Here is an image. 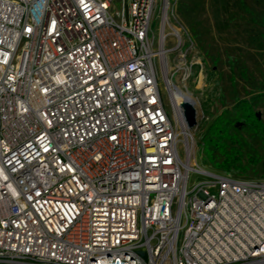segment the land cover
Returning a JSON list of instances; mask_svg holds the SVG:
<instances>
[{
    "label": "built area",
    "instance_id": "1",
    "mask_svg": "<svg viewBox=\"0 0 264 264\" xmlns=\"http://www.w3.org/2000/svg\"><path fill=\"white\" fill-rule=\"evenodd\" d=\"M175 6L0 0V264H264V179L198 169L165 108Z\"/></svg>",
    "mask_w": 264,
    "mask_h": 264
},
{
    "label": "rangeland",
    "instance_id": "2",
    "mask_svg": "<svg viewBox=\"0 0 264 264\" xmlns=\"http://www.w3.org/2000/svg\"><path fill=\"white\" fill-rule=\"evenodd\" d=\"M179 2L175 15L188 35L180 44L181 53L187 52L188 77L183 81L175 69L177 52L169 54L159 75L165 108L174 120L167 82L197 102L193 163L198 169L238 180L264 179V0H189L187 20L178 14ZM241 101L249 102L250 114L238 106ZM217 126L218 135H211ZM228 157L236 161L224 173L216 165ZM209 179L190 172L186 190Z\"/></svg>",
    "mask_w": 264,
    "mask_h": 264
},
{
    "label": "bare ground",
    "instance_id": "3",
    "mask_svg": "<svg viewBox=\"0 0 264 264\" xmlns=\"http://www.w3.org/2000/svg\"><path fill=\"white\" fill-rule=\"evenodd\" d=\"M188 71V70H187ZM188 77V73L184 75L183 81H185ZM168 80V79H167ZM168 92L170 94L171 104L174 111V120L178 124V126L182 129V122L180 118V110H179V103H181L183 100L189 102L193 108L197 109V102L191 97V95L188 92H183L179 88L175 87L174 85L170 83H166Z\"/></svg>",
    "mask_w": 264,
    "mask_h": 264
},
{
    "label": "trees",
    "instance_id": "4",
    "mask_svg": "<svg viewBox=\"0 0 264 264\" xmlns=\"http://www.w3.org/2000/svg\"><path fill=\"white\" fill-rule=\"evenodd\" d=\"M189 0H180L179 4H178V14L183 17L185 20H187V17L189 15V13H187V8L186 5L188 4ZM238 106H243L242 108L246 110V112L250 114V104L248 101H241L237 103ZM251 116V115H250ZM220 127H212L211 128V135H218V132L220 131ZM214 145H216V143L214 142ZM236 159L234 157L230 158L228 157L227 159H225L221 164H217L216 167L217 169L222 170V172L226 173L229 171V169L231 167H233V165L235 164ZM221 175L224 176H228L226 174L220 173Z\"/></svg>",
    "mask_w": 264,
    "mask_h": 264
},
{
    "label": "water",
    "instance_id": "5",
    "mask_svg": "<svg viewBox=\"0 0 264 264\" xmlns=\"http://www.w3.org/2000/svg\"><path fill=\"white\" fill-rule=\"evenodd\" d=\"M179 110L186 128L192 129L193 127H195L196 113L193 106L189 102L183 100L181 103H179Z\"/></svg>",
    "mask_w": 264,
    "mask_h": 264
},
{
    "label": "flooded vegetation",
    "instance_id": "6",
    "mask_svg": "<svg viewBox=\"0 0 264 264\" xmlns=\"http://www.w3.org/2000/svg\"><path fill=\"white\" fill-rule=\"evenodd\" d=\"M256 117H258V116H256ZM239 125L241 124V126H244V123H238Z\"/></svg>",
    "mask_w": 264,
    "mask_h": 264
}]
</instances>
